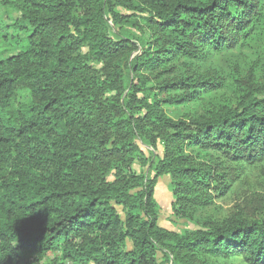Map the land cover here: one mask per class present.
I'll use <instances>...</instances> for the list:
<instances>
[{
	"label": "trees",
	"instance_id": "obj_1",
	"mask_svg": "<svg viewBox=\"0 0 264 264\" xmlns=\"http://www.w3.org/2000/svg\"><path fill=\"white\" fill-rule=\"evenodd\" d=\"M0 3L19 11L16 30L30 32L19 53L0 60V264L25 254L57 256L53 264H160L159 254L175 264L200 256L264 264V216L235 212L180 236L158 227L153 196L168 175L173 208L186 214L264 162V83L252 70L235 104L174 118L173 108L202 104L227 85L217 74L163 80L181 60L204 66L234 49L260 21L264 0ZM109 23L140 32L141 51L112 38ZM148 78L163 99L138 98ZM18 91L27 102L14 103ZM137 140L162 146L152 179L134 170L146 159Z\"/></svg>",
	"mask_w": 264,
	"mask_h": 264
},
{
	"label": "rangeland",
	"instance_id": "obj_2",
	"mask_svg": "<svg viewBox=\"0 0 264 264\" xmlns=\"http://www.w3.org/2000/svg\"><path fill=\"white\" fill-rule=\"evenodd\" d=\"M118 12L124 11L118 9ZM21 21V15L17 8L13 5H3L0 3V60H4L19 53L27 44L29 31H18L14 28L17 22ZM112 38H127L133 44L138 46L141 51L145 40L143 35L136 29H130L124 26L118 29L109 23ZM135 54L124 61L125 84L130 87L135 84L133 75L130 72L132 59ZM192 67L190 62L181 60L176 63L174 69L163 76V80L170 81L176 78H186L190 73L199 76H208L217 74L226 82L227 87L219 93L214 94L210 99L205 100L202 104H188L181 108H173L168 114L173 118L178 114L186 113L188 115L204 114L208 110L222 108L225 105H233L239 99L237 84L245 82L249 72L252 70L257 83H264V6L261 9V19L254 24V27L248 31L245 38L240 39L238 45L227 52L214 56L204 66L196 65ZM191 70V71H190ZM194 70V72H193ZM146 90L144 93H138L139 99H147L149 102L154 98L163 99L165 96L158 95L156 89L157 81L148 78ZM155 95V97H154ZM115 96L107 94L106 100ZM29 99L25 91H18L15 96L14 103L23 104ZM137 145L145 156V166L140 167L135 164L134 170L137 174H143L146 178L152 179L154 168L156 166V157H162V146L157 143L154 149L147 142L137 140ZM191 155L197 158L198 153L194 150ZM206 157H202L198 161L206 162ZM226 166V165H225ZM233 168V167H228ZM237 169V173L242 175L235 180L234 183L223 193L216 197L215 192L210 190L207 193L211 198V204L203 207L190 209L186 214H180L173 208L175 201L172 189L171 178L168 175L161 176L154 187V200L157 206V225L159 228L169 232L177 233L180 236L195 231L205 230L209 223H220L222 220L229 218L235 212H240L246 218L254 219L255 217L264 216V162L253 167ZM112 173L107 180L112 181ZM120 218L123 219L124 214L118 208ZM128 248L131 244L128 243ZM57 256H51L48 259L37 261L34 254H25L20 259V264H53ZM160 264H175L172 260L164 261L162 256L158 255ZM191 264H246L241 257L216 258L198 257L192 260Z\"/></svg>",
	"mask_w": 264,
	"mask_h": 264
}]
</instances>
